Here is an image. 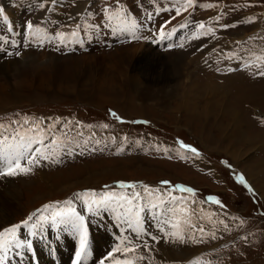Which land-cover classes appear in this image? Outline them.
Wrapping results in <instances>:
<instances>
[{"label":"rangeland","instance_id":"rangeland-1","mask_svg":"<svg viewBox=\"0 0 264 264\" xmlns=\"http://www.w3.org/2000/svg\"><path fill=\"white\" fill-rule=\"evenodd\" d=\"M39 3L40 0H0V7L4 12L12 10L11 15L17 19L15 30L20 24L25 27L28 20L44 29L50 27L54 35L58 31L69 34L78 30L79 35L73 37L78 48H93L79 53L75 46L67 45L57 51L56 42L41 46L29 38L27 46L23 43L13 48V53L20 51L19 56L0 52V66L6 61L21 65L18 71L0 70V124L8 125L13 120L22 123L24 116L43 118L44 127L55 125L49 129L50 135L68 134L67 148L74 153L62 155L58 164L44 162L34 168L32 174L14 177L16 190L5 192L13 202L6 226L25 219L46 203L69 198L74 199L77 209L83 210L74 194L85 190H94L97 194L119 192L122 190L117 182L125 181L135 182L136 191L143 194L142 185L164 190L169 186L162 185L161 181L168 180L172 185L193 188L194 197L198 195L203 202L208 196H216L224 205L221 208L205 202L212 204L211 210L218 211L210 213L209 218L208 208L198 209L191 203L192 197L184 194L188 198L185 205L188 211L181 214L176 207L177 219H189L191 224H201L205 230L213 228V221L231 218L232 214L223 215L227 211L238 219H234L233 224L228 223L230 232L223 231L221 225L217 235L222 238L207 244L161 241L155 245L159 249L155 253L157 261L187 264L200 257L202 262L212 264H264V77L256 75L258 69L254 65L250 69L243 67L245 62L254 59L252 53L264 54V40L259 39L264 37V0H197L201 6H194L176 17L165 30L170 32L171 27H176L177 34L163 41H159V27L175 14L178 0H75V6L73 0H59L56 5L48 0V10L41 9ZM209 3L217 7H203ZM79 5L81 9L76 13ZM74 12L77 20L73 25ZM135 15L137 23L123 28L129 30L115 36L106 30L107 26L117 27L121 21ZM217 15L221 16L220 21L212 19ZM249 17L256 19L243 23ZM200 22H205L206 28H215V38L189 39ZM3 23L0 22V34H7ZM181 23L188 27L180 28ZM222 24L236 26L223 28ZM102 28L104 35L101 33L98 40L90 38ZM19 33L20 39L25 41L24 28ZM80 36L84 42L78 40ZM111 38L112 41H107ZM181 44L183 47L178 46ZM169 45L176 47L171 49ZM71 47L74 53H69ZM127 48L134 50L130 58L124 55ZM232 52L242 59L225 58V53ZM159 54L163 61L158 57L151 59L152 55ZM181 55L185 61L197 59L184 65ZM28 56L36 57L32 66L21 63H25L24 57ZM49 58H54L53 64H47ZM153 68L157 70L155 77L164 80L169 70L172 76H167L168 79H175L169 84L157 82L151 77ZM228 68L236 70L229 72ZM133 77L140 79L134 81ZM101 79L105 81L101 83ZM207 106L211 107L213 115L207 112L204 117H198V109ZM109 110L116 112L124 122L117 121ZM241 119L245 122L244 126L241 124L243 131L237 127ZM103 124L109 127L105 129ZM0 131L11 134V129ZM225 132L231 133L224 135ZM75 136L81 138V147L74 144ZM97 140L99 144L95 143ZM177 141L195 147L200 156L193 158L186 152V158L181 159L175 151L179 148ZM121 147L124 150L117 154ZM223 161H227V165ZM237 174L244 176L255 195L235 179ZM152 199L158 203L159 194L154 193ZM159 209L167 212V204ZM111 214L105 215L108 220ZM94 217L97 216L90 220ZM111 227L115 226L109 223L103 230ZM189 227L187 224L188 230ZM95 230L102 232V228ZM95 230L93 234H98ZM110 233L105 240L111 243ZM128 234L132 233L127 231ZM194 234L200 235L199 232ZM66 238L72 241L69 235ZM61 240L66 242V239ZM92 240L94 245H105V240L102 243H96L94 237ZM228 240L230 246H227ZM180 245L182 248H175ZM175 249L184 251L187 256L177 259L166 255L176 252Z\"/></svg>","mask_w":264,"mask_h":264},{"label":"snow or ice","instance_id":"snow-or-ice-1","mask_svg":"<svg viewBox=\"0 0 264 264\" xmlns=\"http://www.w3.org/2000/svg\"><path fill=\"white\" fill-rule=\"evenodd\" d=\"M48 0H40L39 7L48 10L46 7ZM52 5L59 3V0H50ZM179 6L174 8V15L170 16L168 20L164 21L159 27V41H163L170 37L173 33L177 32L176 27H171L170 32H166V27L171 26L172 21L187 12L194 6H201L197 4V0H178ZM75 6V0H73ZM203 7L215 8V4H206ZM79 15V14H78ZM69 19H72L70 16ZM215 21H220L221 16L213 17ZM256 17H249L243 23H252ZM8 17L4 14V9L0 7V22L7 23ZM123 23V21H121ZM223 28L235 27V24H222ZM80 27V25H77ZM180 28L188 27L187 24L181 23ZM196 31L192 33L189 39L197 40L201 37L212 36L215 38V28L205 26V22H200L195 25ZM25 29L27 35L33 42L44 45L45 39L49 43L56 42V50H60V46H67L69 43L68 34L64 31H58L54 36H46L45 29L33 24L31 20L25 21ZM129 30V29H125ZM11 32L13 29L8 28ZM72 37L77 36L76 31L70 34ZM250 40L257 39V37H249ZM264 40V37H259ZM156 41V42H159ZM28 40L24 41V46H27ZM241 42L237 41V44ZM20 42L0 35V52L7 55H21L20 51L15 53L8 51V47L16 48ZM183 47V44L178 45ZM254 59L248 60L244 63L245 69H250L254 65L258 71L256 75L264 77V54L256 55L251 54ZM227 59H242L237 53H225ZM207 62V61H206ZM236 69L228 68L227 71H235ZM219 71V69H217ZM110 115L117 121L123 123V119L114 111L109 110ZM43 118H29L22 117L21 120H13L10 124H0V130L11 129L10 135H5L0 131V179L14 178L18 176H27L33 173L34 168L42 166V162L58 164L62 155L71 156L73 153L67 148L66 137L67 133L49 134V129L54 128L55 125H49L47 128L42 125ZM79 123V122H77ZM132 123H148V121H132ZM13 125H19V128H13ZM91 128L92 125H86ZM103 128L107 129L108 124H103ZM125 139H127L125 137ZM115 142V137H113ZM88 141H85L87 144ZM99 144L100 141H95ZM179 148L175 149L181 159H185V152H190L193 156L199 157V151L183 141H177ZM124 149L121 147L117 150V154ZM164 152L167 153L168 149L165 148ZM222 163L227 165V161ZM231 167V165H228ZM235 179L244 185L249 192L253 195L256 193L249 186L242 174L235 175ZM118 186L122 191H103L97 194L94 190H85L83 192L75 193L74 197L79 200L83 206V211H78L73 198H69L63 203L57 201L54 203H46L41 208L36 209L30 213L25 219L12 223L9 226H0V264L5 261L11 264V258H20L25 254L33 253L35 251V241L39 240L51 251L52 245L58 243L61 238H66L68 234L75 237L77 247L74 253L73 264H88L91 255L90 248V234H89V221L85 213L95 216L105 215L109 212L113 213L122 225L127 226V230L132 235H124L117 240V243L107 252V254L99 260L98 264H166L161 259L156 260L155 253L159 249L155 245L161 241L172 243H192V244H207L212 240L221 239L217 235L219 230L216 225H223V231L230 232L229 224L224 220L213 221V228L205 230L200 225L191 224L189 219L183 221L176 218V207H179L181 214L188 211L185 205L188 203V198L184 194H189L191 197L195 196V190L183 184L172 185L170 181H161L162 185L169 186L167 189L161 190L160 188L152 189L148 185H142L143 194L136 191L137 184L135 182L118 181ZM108 187V186H105ZM131 189L129 193L126 190ZM159 194L158 203L153 202V194ZM180 193L181 195H176ZM146 194V196L144 195ZM142 201V203H141ZM210 201L221 208L224 205L216 196H208L205 202ZM198 201L191 200L195 204ZM167 204L168 211H160L157 209L161 205ZM175 205V207L173 206ZM142 214H147L155 221V226L158 233L162 235H154L145 227V219ZM193 215L195 212L192 213ZM209 215V218H211ZM227 216V213L223 214ZM232 219H238L232 217ZM182 223L190 225L189 231L185 233L182 230ZM199 232L200 235L196 236L194 233ZM246 239V237H244ZM207 255V254H205ZM93 264H96L93 261ZM187 264H212L211 261L202 262L200 257H196L187 262Z\"/></svg>","mask_w":264,"mask_h":264},{"label":"bare ground","instance_id":"bare-ground-1","mask_svg":"<svg viewBox=\"0 0 264 264\" xmlns=\"http://www.w3.org/2000/svg\"><path fill=\"white\" fill-rule=\"evenodd\" d=\"M80 9H81V6L79 5V6H77V9L75 8V12L76 13H78L79 11H80ZM73 13V16L72 17H74V19H76L77 17H76V13ZM72 15V14H71ZM76 17V18H75ZM145 25V23L143 24V26ZM150 25H151V23H150ZM109 32V31H108ZM109 34H112V32H109ZM108 34V35H109ZM239 35V34H238ZM246 35V34H245ZM242 37H245V36H242ZM246 38V37H245ZM79 42V41H78ZM122 50V49H121ZM123 52V51H122ZM135 52H136V50H135ZM121 53V52H120ZM119 53V54H120ZM134 53V50H132V49H130V48H127V49H125V53H124V55H127V57H132L133 54ZM117 55V54H116ZM123 55V54H122ZM141 56V55H140ZM156 57H158L157 59L158 60H162L163 61V56H162V54H159L158 56L157 55H152L151 56V59H153V58H156ZM179 58V57H178ZM181 58L185 61V57L183 58V56L181 55ZM196 58V57H195ZM195 58H193L191 61H194V59ZM36 59V57H33V56H28V57H24V60H25V63H23V62H21L23 65H25V66H32V63L34 62V60ZM143 59V58H142ZM197 59V58H196ZM199 59V58H198ZM47 60V59H46ZM52 60H54V58H49L48 60H47V64H53L52 63ZM148 60V59H147ZM155 60V59H154ZM178 61V60H177ZM191 61H185L184 62V65L185 64H189ZM179 62H181V61H179ZM123 63V62H122ZM181 63H183V62H181ZM58 64V63H57ZM56 64V65H57ZM96 64V63H95ZM120 64V63H119ZM191 64V63H190ZM42 65V64H41ZM84 65H86V64H84ZM122 65V64H121ZM20 66L21 65H19V64H16L15 62H8V61H6V63L5 64H3L2 66H0V70H4L5 72H9L11 69H14L15 71H18L19 69H20ZM153 66H155V65H153ZM189 66V65H188ZM53 67V66H52ZM89 67H91V66H89ZM109 67V66H108ZM51 68V67H50ZM167 68H169V67H167ZM171 70V69H170ZM157 70H156V68H153V72H152V74H151V77L155 80V81H157V82H161V83H163V82H165V83H168L169 84V82H171L172 80H174L175 78H171V79H168V77L169 76H172L171 74H169V70H167V74H165V79L164 80H161V78H159V77H155L154 76V74H156L157 72H156ZM99 72V71H98ZM159 72V71H158ZM104 73V72H103ZM180 73V72H179ZM178 73V74H179ZM160 75V74H159ZM181 75V74H180ZM161 76V75H160ZM168 76V77H167ZM111 78V77H110ZM114 78V77H113ZM140 78L139 77H133V80L134 81H136V80H139ZM111 80V79H110ZM234 80V79H233ZM103 81H105V80H102L101 79V83H103ZM110 82V81H109ZM154 82V81H153ZM231 82V81H230ZM111 83V82H110ZM232 83V82H231ZM105 84V83H104ZM106 85V84H105ZM108 86V85H107ZM106 86V87H107ZM184 86V85H183ZM213 88V87H212ZM217 90V89H216ZM106 91V90H105ZM213 93H215V92H213ZM220 93V92H219ZM228 94V93H227ZM222 96H223V94H221ZM226 95V94H225ZM33 97H34V95H33ZM223 98V97H222ZM228 107V106H227ZM229 108V107H228ZM232 109V108H231ZM225 111V110H224ZM227 111V110H226ZM124 112V111H123ZM207 112H209L210 114H211V116L213 115V110L211 109V107H205V108H202V109H198V113H199V116L198 117H200V116H202V117H204L205 115H206V113ZM231 112V111H230ZM228 114V113H227ZM201 117V118H202ZM243 117V116H242ZM221 121H223V120H221ZM243 123H245L244 121H242V119H241V122L237 125V127H239L242 131L244 130V125H243ZM226 124V123H225ZM243 126H242V125ZM214 125H216V124H214ZM219 129V128H218ZM221 129V128H220ZM226 129V128H225ZM224 129V130H225ZM234 129H235V127H234ZM239 129V130H240ZM227 131V130H226ZM232 132V131H231ZM231 132H229V133H231ZM226 133V132H225ZM229 133H226V134H224V135H227V134H229ZM237 140V139H236ZM238 149V148H237ZM43 175V174H42ZM14 182L15 183H17L16 181H15V179L14 178H3V179H0V190H2L3 192L2 193H0V226H6V224H7V222H8V220H7V218H8V215H9V213L11 212V209H12V206H13V202H12V199L10 200L8 197H6L7 195H6V193L5 192H10V191H15L16 190V187H15V185H14ZM16 207V206H15ZM106 215V214H105ZM105 215H101V216H97V217H94V219H96V218H101L102 216H105ZM106 217V216H105ZM116 229V227H111V228H109V229H105V230H103L102 229V232H100L99 230H95L96 232H99L98 234H93L92 235V237H94V239H95V242L96 243H102L104 240H105V236L108 234V233H110V232H114V231H116L115 230ZM61 239H66V242H68L67 240H68V238H61ZM60 239V242H63L62 240ZM71 241V240H70ZM110 241V240H109ZM36 242V244H35V249H36V251H41V252H43L44 251V248L42 247V245H41V243H40V241L39 240H36L35 241ZM104 247L101 245V244H97V245H95V248H96V250L98 251L97 252V255L98 256H100V255H102L104 252H105V250L107 251L108 250V248H109V246H111V248L114 246V245H111L110 244V242H106V240H105V242H104ZM45 247H46V244H43ZM175 248H178V249H180V248H182L181 247V245L180 246H175ZM172 249V248H171ZM178 249H175L176 250V252H171V254H166V255H168L169 257H176L177 259L179 258V257H181V256H187V254H185L184 253V251H181V250H178ZM167 253V252H166ZM14 263H15V261H13ZM46 264H51L49 261H46ZM107 264V263H106Z\"/></svg>","mask_w":264,"mask_h":264},{"label":"crops","instance_id":"crops-1","mask_svg":"<svg viewBox=\"0 0 264 264\" xmlns=\"http://www.w3.org/2000/svg\"><path fill=\"white\" fill-rule=\"evenodd\" d=\"M11 12H12V10H8L7 12H4V14H7L8 16H9V18H10V23H12V27H14L15 26V21L17 20L16 18H15V20H14V16H13V14L11 15ZM75 20H77V19H74L73 21H71V23L74 25L75 24ZM20 27H18L17 28V32H19L20 31V29H19ZM102 31V32H101ZM110 32V31H109ZM100 33V34H99ZM101 33H103L102 35H104V30H103V28H102V30H96L94 33H92L91 35H90V38H92L93 37V39H95V40H98L99 39V37L101 36ZM206 53H208V52H206ZM205 54V53H204Z\"/></svg>","mask_w":264,"mask_h":264}]
</instances>
